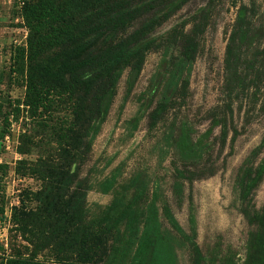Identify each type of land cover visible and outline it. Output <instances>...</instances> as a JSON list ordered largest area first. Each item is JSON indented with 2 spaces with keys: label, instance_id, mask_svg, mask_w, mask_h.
<instances>
[{
  "label": "trees",
  "instance_id": "1",
  "mask_svg": "<svg viewBox=\"0 0 264 264\" xmlns=\"http://www.w3.org/2000/svg\"><path fill=\"white\" fill-rule=\"evenodd\" d=\"M189 1H25L22 18L29 30L28 49L22 50L19 66L25 75L27 106L39 109L45 105L42 100L55 97L69 103L70 118L54 129L57 160L41 159L35 166L42 182L32 197L36 207L18 215L22 233L30 234L28 243L34 250L10 256L1 264H179V250L189 252L192 264H202L192 205L191 233H187L165 198L159 200L155 195L146 210L138 212L146 192V186L140 185L132 200L127 201V188L115 195L98 222H88L86 190L79 182L123 73L129 69L127 82L132 90L151 51H160L161 57L139 110L127 123L129 135L156 100L154 124L181 110L216 0H209L183 23L192 25L188 36L176 27L164 34L154 33ZM236 1L240 6L225 53L221 103L209 112L211 128H219V136L216 141L198 144L188 123L177 126L176 120L165 134L166 148L182 167L174 183L179 201L184 181L192 183L222 169L219 161L229 136L233 143L240 134L234 124V106L244 108L246 124L264 114V22H257L255 0ZM136 23L139 27L128 33ZM179 40L183 42L176 55ZM217 143L219 152L214 159ZM262 153L264 138L246 158L236 179L241 211L250 223L258 224L248 240L244 264H264V211L253 215L254 190L264 175V162L258 163ZM136 183L137 179L132 185ZM113 187L109 179L101 184V191L108 193ZM159 205L170 224L168 230H162ZM113 218L106 234H101L102 225ZM108 237H113L110 247ZM46 250L54 256L51 262L37 258Z\"/></svg>",
  "mask_w": 264,
  "mask_h": 264
},
{
  "label": "rangeland",
  "instance_id": "2",
  "mask_svg": "<svg viewBox=\"0 0 264 264\" xmlns=\"http://www.w3.org/2000/svg\"><path fill=\"white\" fill-rule=\"evenodd\" d=\"M25 1L28 0H0V264L10 256L27 255L34 250L28 243L30 234L22 233L18 215L36 207L32 197L42 182L34 172L35 166L41 159L57 160L54 129L70 118L69 103L55 97L42 100L45 105L39 109L27 106L25 75L19 66L22 50L28 49L29 30L22 18ZM208 1L190 0L154 35L176 27L188 36L192 25L183 23ZM255 2L257 22H264V0ZM239 6L236 0H216L193 67L188 98L177 115L168 114L154 124L156 100L143 114L138 128L129 135L127 123L142 104L161 52L151 51L147 55L132 90L127 82L129 69L123 73L107 118L79 176V182L86 190L88 222H98L117 193L129 188L127 201H130L140 185L146 186L138 212H144L149 201L158 195L159 200L166 199L179 225L187 233H191L192 205L202 264L245 263L248 240L258 229V224L250 223L241 211L236 179L246 158L264 138V114L246 124L244 108L234 106V124L240 134L233 143L229 136L219 161L222 169L192 183L184 181L181 201L174 192V183L178 179L177 170L182 167L166 148L165 141V134L174 120L177 126L188 123L198 144L216 141L219 136V128H211L209 112L221 103L225 53ZM138 27L139 23L134 24L128 33ZM182 42L179 40L174 48L176 55L181 51ZM209 130L210 134L206 135ZM218 152L219 143L213 151L214 159ZM260 162H264V153L258 158ZM109 179L114 182V187L103 193L101 184ZM136 179L139 183L132 185ZM159 206L162 230H168L170 224ZM263 211L264 175L254 190L253 215L257 217ZM114 221L115 218L109 224H103L100 233L105 235L107 227ZM112 242L113 237H108L109 247ZM37 258L51 262L54 256L46 250L39 252ZM178 258L179 264H192L188 251L179 250Z\"/></svg>",
  "mask_w": 264,
  "mask_h": 264
}]
</instances>
